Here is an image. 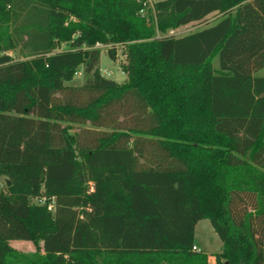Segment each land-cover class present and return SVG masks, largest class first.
Masks as SVG:
<instances>
[{"label": "trees", "instance_id": "1", "mask_svg": "<svg viewBox=\"0 0 264 264\" xmlns=\"http://www.w3.org/2000/svg\"><path fill=\"white\" fill-rule=\"evenodd\" d=\"M146 6L0 0V264H209L203 219L215 264H264V0H157L156 21ZM97 44L124 47V82ZM20 123L43 161L9 160Z\"/></svg>", "mask_w": 264, "mask_h": 264}, {"label": "rangeland", "instance_id": "2", "mask_svg": "<svg viewBox=\"0 0 264 264\" xmlns=\"http://www.w3.org/2000/svg\"><path fill=\"white\" fill-rule=\"evenodd\" d=\"M157 0H147V6L142 11V14L149 17L152 15H156L155 11L153 10V3ZM221 16V14H210L207 21L202 23H189L186 25H182L180 27L176 28H170L168 29V34L175 35V36H183L189 33L197 32L204 27H206L209 24H212L217 21V19ZM155 21L157 20V17H154ZM159 35H161L160 32H158ZM97 47H99L102 50L101 53V60H100V71L101 73L111 79L116 80L119 83H122L126 80L127 74L123 71L122 64L126 61V56L123 54L124 47L122 45H117V58L116 60H113L109 54L107 53V49L111 47L112 45H104V44H97ZM66 47V44H62L61 48ZM10 55H12L16 59H25L26 57L20 49H16L13 51H8ZM214 67L216 69H219V62H218V56L214 57ZM257 76H264V67L257 70L255 72ZM85 81V76L83 74V69L80 67L75 74L74 78L70 81H67L66 84L70 85H81ZM89 126V125H88ZM81 126L75 125L74 129L71 131L72 133L77 131ZM24 134H27V132L22 127L21 123L18 126V131L12 137V140H16V142H19L20 144V150L14 151L15 143L13 141L12 144H10V150L12 154V160L10 161H16V162H40L45 159V152L40 143L34 139V136L31 135L27 136L26 142L24 138ZM17 149V148H15ZM8 160V161H9ZM0 177V190L3 189L6 185V179ZM36 201V200H34ZM195 242L199 243V245L203 248L205 253L209 256V264H215L214 254L220 252L222 250V241L218 234L215 232L211 222L209 219H203L200 220L196 227H195V236H194ZM12 246L24 253V254H31L35 252V246L33 242L27 241V240H12L11 241Z\"/></svg>", "mask_w": 264, "mask_h": 264}, {"label": "crops", "instance_id": "3", "mask_svg": "<svg viewBox=\"0 0 264 264\" xmlns=\"http://www.w3.org/2000/svg\"><path fill=\"white\" fill-rule=\"evenodd\" d=\"M5 180V179H4ZM195 245L198 246V248H200L201 250H203V248L199 245V243L195 242ZM204 251V250H203ZM215 259V257H214Z\"/></svg>", "mask_w": 264, "mask_h": 264}, {"label": "built area", "instance_id": "4", "mask_svg": "<svg viewBox=\"0 0 264 264\" xmlns=\"http://www.w3.org/2000/svg\"><path fill=\"white\" fill-rule=\"evenodd\" d=\"M194 250H197V251H200L201 249L200 248H198V246H194Z\"/></svg>", "mask_w": 264, "mask_h": 264}, {"label": "water", "instance_id": "5", "mask_svg": "<svg viewBox=\"0 0 264 264\" xmlns=\"http://www.w3.org/2000/svg\"><path fill=\"white\" fill-rule=\"evenodd\" d=\"M6 183H7V185H9V184H10V181L7 179V180H6Z\"/></svg>", "mask_w": 264, "mask_h": 264}]
</instances>
